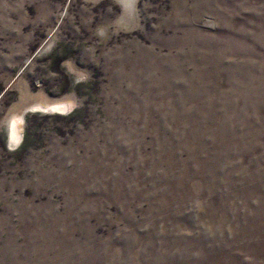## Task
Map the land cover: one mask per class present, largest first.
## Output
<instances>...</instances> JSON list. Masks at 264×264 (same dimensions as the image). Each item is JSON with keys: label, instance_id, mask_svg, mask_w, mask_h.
Returning <instances> with one entry per match:
<instances>
[{"label": "rangeland", "instance_id": "obj_1", "mask_svg": "<svg viewBox=\"0 0 264 264\" xmlns=\"http://www.w3.org/2000/svg\"><path fill=\"white\" fill-rule=\"evenodd\" d=\"M0 264H264V0H0Z\"/></svg>", "mask_w": 264, "mask_h": 264}, {"label": "bare ground", "instance_id": "obj_2", "mask_svg": "<svg viewBox=\"0 0 264 264\" xmlns=\"http://www.w3.org/2000/svg\"><path fill=\"white\" fill-rule=\"evenodd\" d=\"M52 108H53V109H55V108L63 109L64 107H63V105H52ZM15 127H16V124L13 125V130H14V131L12 130V131H13V132H12V137H13V138H16V140H18V139H19V133L17 132V130L15 129ZM13 138H12V139H13ZM11 141H12V140H11ZM14 141H15V140H14ZM14 145H15V144H14Z\"/></svg>", "mask_w": 264, "mask_h": 264}, {"label": "clouds", "instance_id": "obj_3", "mask_svg": "<svg viewBox=\"0 0 264 264\" xmlns=\"http://www.w3.org/2000/svg\"><path fill=\"white\" fill-rule=\"evenodd\" d=\"M9 149H13L12 147H8ZM14 149H16V148H14Z\"/></svg>", "mask_w": 264, "mask_h": 264}]
</instances>
